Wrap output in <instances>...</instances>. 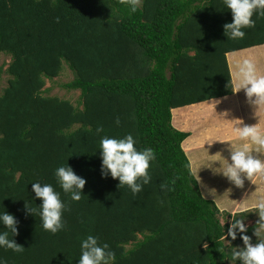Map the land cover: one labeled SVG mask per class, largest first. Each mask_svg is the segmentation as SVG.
Masks as SVG:
<instances>
[{
    "label": "trees",
    "instance_id": "16d2710c",
    "mask_svg": "<svg viewBox=\"0 0 264 264\" xmlns=\"http://www.w3.org/2000/svg\"><path fill=\"white\" fill-rule=\"evenodd\" d=\"M253 19L245 38L233 40L224 35L232 13L223 0H142L136 13L120 0H0V53L10 58L0 66V214L16 218L18 235L9 238L25 249L0 248V259L78 264L92 235L109 245L114 264L231 261L243 241L226 236L233 221L223 226L201 194L182 148L189 134L172 126L171 113L233 94L226 55L264 44V17ZM64 64L73 78L57 83ZM55 86L80 94L58 96ZM209 109L197 113L208 117ZM186 116L175 123L185 126ZM129 134L156 156L151 182L135 196L101 173V139ZM67 165L86 180L79 202L54 176ZM37 182L51 184L67 205L55 235L26 210L42 203L32 191Z\"/></svg>",
    "mask_w": 264,
    "mask_h": 264
},
{
    "label": "clouds",
    "instance_id": "9594fccd",
    "mask_svg": "<svg viewBox=\"0 0 264 264\" xmlns=\"http://www.w3.org/2000/svg\"><path fill=\"white\" fill-rule=\"evenodd\" d=\"M223 2L232 13V22L224 25V35L227 39H244L245 29L255 27L253 16L264 17V0H223ZM120 3L126 5L131 13H136L142 0H120ZM234 87L236 93L241 90L245 92L254 110L264 108V74L259 73L256 64L251 59H244L237 63ZM119 123L117 119L116 124L119 125ZM241 124L243 121H240L233 131L236 137L245 143L239 147H230L231 162L224 158L228 162L222 168L218 167L220 171L217 172L237 187H243L245 179L264 175V160L252 154L253 148L257 153L264 150V131L257 124H244L242 127ZM96 131L99 134L104 130L98 127ZM135 144L136 141L131 134L119 139L104 136L100 142L102 177L110 176L118 180V188L127 186L134 196L151 182L150 163L156 159L153 149L146 148L141 151L135 147ZM54 176L63 192L69 194L72 201L79 202L82 199L86 180L76 175L70 166L58 167ZM32 191L35 198L41 200L42 203L37 208H30L26 204L27 212L34 216L39 215L41 226L45 231L53 235L62 231L65 228L62 217L67 205L61 200L60 193L55 191L51 184L39 182L32 184ZM257 208L260 223H258L259 227L254 230V235L258 238L255 244L248 235H245L247 228L244 218L237 219L231 216L233 222L226 236L234 241L239 233L244 245L243 248L232 247L231 264H237V262L239 264H264V236H262L264 220L261 219L264 218V200L258 203ZM222 223L224 226L226 222L222 221ZM0 225L7 229L0 232V248L16 253L23 252L25 249L14 239L9 238V233L12 237L18 235L16 218L4 212L0 214ZM115 259V253L109 250V245L106 243L101 245L97 237L89 235L82 240L78 264H114ZM0 264H6V262L0 259Z\"/></svg>",
    "mask_w": 264,
    "mask_h": 264
},
{
    "label": "crops",
    "instance_id": "0c3cea01",
    "mask_svg": "<svg viewBox=\"0 0 264 264\" xmlns=\"http://www.w3.org/2000/svg\"><path fill=\"white\" fill-rule=\"evenodd\" d=\"M247 54L256 66H258L259 73L264 74V44L228 53L226 55V60L233 84V94L176 108L173 109L171 113L172 126L179 131L189 134L188 138L183 142L182 148L190 162L191 171L198 182L202 195H205L203 194L204 192H202L204 191L203 188L210 189V180L205 177L203 172H201V165L202 162H204L203 160L211 161L214 169L218 168L222 160L224 161L223 164L225 166L228 161L231 162L230 147H239L245 143V141H240L236 137L235 132L233 131L234 127L240 124V121H243V124L240 125L241 127L244 126V124H257L261 130L264 131V108L254 110L253 106L248 102L245 92L241 90L236 93L234 87L235 71H233L232 65L234 63L242 62L244 60L243 58H245L244 56ZM231 58L235 59V61L231 62ZM203 109L211 110L208 117H200L197 113ZM182 112L187 114L185 117V126L175 123L176 118L178 120V116ZM215 113L217 115H215ZM252 154L257 158L264 160V150L257 153L253 148ZM239 189L240 194L233 197L222 196L218 193L215 194L223 197L216 205L220 215L230 218L231 222L232 217L237 216L238 219L241 218L239 217L240 214H249L244 216V220H249L252 215L247 212L258 210V203L261 200H264V175L253 176L248 180L245 179L243 187L236 186L235 191ZM210 192L211 190H208L206 192L207 195L211 194Z\"/></svg>",
    "mask_w": 264,
    "mask_h": 264
},
{
    "label": "rangeland",
    "instance_id": "374dc122",
    "mask_svg": "<svg viewBox=\"0 0 264 264\" xmlns=\"http://www.w3.org/2000/svg\"><path fill=\"white\" fill-rule=\"evenodd\" d=\"M9 62H10V58L8 56L0 53V66L4 67V70L7 68V65ZM258 62H260V61H258ZM63 67H64V72H61V76H59L58 78L55 79V81L58 80L57 83L69 82L73 78L72 74L67 69L68 67L66 66V64H64ZM257 69H258V66H257ZM5 79H6V76L2 75L1 83H0L1 89L5 86ZM49 86H50V83L47 82L45 88H47ZM52 94H56L58 96L63 95L66 98H69V99L71 98L72 100H74L79 96L80 93L74 92V93L68 94L64 90L57 89L55 86V88L52 91ZM215 115H217V114L215 113ZM203 161L204 162H202V165H201V172H203L205 177L210 180V189H204L203 188L204 191H202V192H204L203 194H205V195H203L204 198L215 202L217 205V203H219L220 200L223 198L222 196H232L233 197L235 195L240 194V189L235 191L236 186L233 183H231L222 174L217 173L220 171V169H218V168L214 169V166L211 164V161H208V160H203ZM223 162L224 161L222 160L221 164L218 167L221 166V168H222L224 166ZM208 190H211V192H210L211 194H209V195H207V193H206ZM216 193L221 194L222 196L221 195H215ZM258 212H259V210H252V211L247 212V213H251L252 216H250L251 218L249 220H244L246 228L252 227L254 225H256V227H259L258 223H260V217L258 215ZM246 215H249V214H246ZM239 217H242V216H239ZM218 219H219L221 224H223L222 221H224L226 223H231V219L228 217H225L223 215L222 216L218 215ZM261 219L264 220V218H261ZM255 228H254V230H255ZM254 230L250 234V237L254 242L253 244L258 242V238L254 235ZM262 236H264V233H262ZM224 241H225L224 242L225 246L228 247L229 242H231V241H229L228 238ZM243 247H244V245H242L239 248H243ZM225 264H231V261H227ZM237 264H239V263H237Z\"/></svg>",
    "mask_w": 264,
    "mask_h": 264
}]
</instances>
